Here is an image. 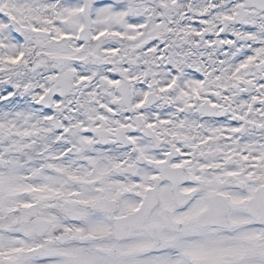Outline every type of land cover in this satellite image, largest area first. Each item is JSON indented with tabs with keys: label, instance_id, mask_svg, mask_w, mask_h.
Returning a JSON list of instances; mask_svg holds the SVG:
<instances>
[{
	"label": "snow or ice",
	"instance_id": "snow-or-ice-1",
	"mask_svg": "<svg viewBox=\"0 0 264 264\" xmlns=\"http://www.w3.org/2000/svg\"><path fill=\"white\" fill-rule=\"evenodd\" d=\"M0 264H264V0H0Z\"/></svg>",
	"mask_w": 264,
	"mask_h": 264
}]
</instances>
